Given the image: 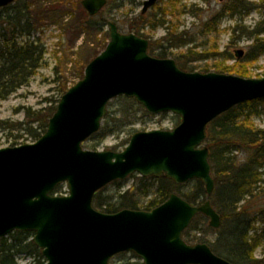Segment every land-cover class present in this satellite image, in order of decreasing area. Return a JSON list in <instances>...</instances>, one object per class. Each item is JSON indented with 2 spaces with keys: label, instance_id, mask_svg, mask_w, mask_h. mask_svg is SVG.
<instances>
[{
  "label": "water",
  "instance_id": "95a60500",
  "mask_svg": "<svg viewBox=\"0 0 264 264\" xmlns=\"http://www.w3.org/2000/svg\"><path fill=\"white\" fill-rule=\"evenodd\" d=\"M15 1L0 0V9ZM159 1L145 0L142 14ZM106 5L82 1L90 16ZM108 26L106 49L61 97L46 133L35 143L0 149V245L11 233L31 232L46 264H111L121 253H134L143 264H233L209 245H189L183 238L198 215L220 229L221 216L209 199L195 206L173 193L152 211L114 214L96 210L93 200L135 174L177 185L200 180L211 197L207 127L241 104L263 100L264 77L186 72L173 59L150 56L149 40L120 32L115 22ZM119 97L135 99L152 115H177L181 123L173 130L137 132L121 153L84 150ZM61 185L68 194L54 195Z\"/></svg>",
  "mask_w": 264,
  "mask_h": 264
},
{
  "label": "trees",
  "instance_id": "16d2710c",
  "mask_svg": "<svg viewBox=\"0 0 264 264\" xmlns=\"http://www.w3.org/2000/svg\"><path fill=\"white\" fill-rule=\"evenodd\" d=\"M59 1L65 2V0ZM175 1L183 0H173V2ZM33 3L17 0L14 4L0 9V102L8 100L22 88L28 87L44 63L45 46L39 38H36V32L48 15L44 17V11L40 13ZM44 3L47 6L50 5L49 0ZM77 4L80 3L77 1ZM249 5L248 0H233L227 12L241 14L242 10L249 8ZM50 11H53L50 7L45 10V12ZM162 14L163 19H157L156 16L153 22L148 23H146V16L141 14L137 20L142 21V24L138 26L137 20L134 19L130 25L129 33L140 35L141 31L147 27L166 26L170 22L166 23L165 15L171 13L163 12ZM222 16V13L219 12L206 21L203 24V34L217 32V27L223 19ZM83 20L81 22L82 32H87L89 35L90 31H94L97 37L101 36L100 51L96 54L97 56L105 50L110 40L109 33L104 32L106 24L104 21L98 22L97 16L91 17L87 13ZM156 20L157 22H155ZM167 29V35L163 40L167 42H171L170 39L175 40L180 47L192 44L191 40L185 39V34H181L177 38V34L171 35V28L167 27ZM237 32L246 35L253 41L245 59L247 62L255 61L264 54V23H260L252 31L239 25L232 30L234 36L237 35ZM156 49L150 43L149 52L154 53ZM160 49V57L165 58L164 47L161 46ZM206 49L201 52L199 57H195L197 61L198 59L228 61L232 57L231 55L226 57L227 52L218 51L206 55L204 54ZM192 50L190 48L188 53L191 54ZM198 54L195 53V55ZM177 64L184 71L194 72V68L187 64L181 62ZM239 64L241 63L239 62ZM84 71L85 68L81 72V79L84 77ZM216 72L248 77L243 68H227L224 65H218ZM67 91V88H63L61 95ZM59 102L60 99L55 104L37 110L26 108L23 121H2L1 127L4 131L8 130L9 132L24 130L32 141L36 142L46 133L49 120L55 114ZM262 105L264 106V100L239 105L219 116L209 125L206 146L210 151L209 162L215 181V190L210 198L207 197L205 186L200 180L189 182L188 185H193V191L182 195L180 188L183 185L177 186L168 179L140 177L135 186L125 191L122 186L124 182L112 183L117 185L118 189L111 197L103 198L102 192L106 190V187L97 192L93 201L94 208L108 214L124 209L151 211L165 203L173 193H177L192 205H200L210 199L212 206L221 216L222 224L219 230H213L209 226L207 229L209 232L217 234V237L209 242L205 235L198 237L191 234L192 231L201 232L196 228L197 223L206 224L208 222L205 216L198 215L184 232L185 241L191 245L208 244L216 255L233 264H264V257L258 259L255 256L257 248L264 243V229L260 233L255 229L256 223L264 224V205L259 209L257 205H254L258 195L264 194V129L257 128L252 123L253 117L260 113L258 107ZM123 116L124 119L118 120L122 125L125 124L127 118H130L127 111H124ZM112 120L117 121L112 119L111 113H107L103 121L105 125H102L101 130L93 138L104 139L112 134L115 131L109 125ZM19 138L14 140L13 147L21 144L18 143ZM240 152L246 154V160L242 162L236 155ZM55 194H66L63 192V186H59ZM33 236V233L30 232L16 231L3 238L0 245V264H19L17 256L20 254L33 257L34 264H46L41 251L32 241Z\"/></svg>",
  "mask_w": 264,
  "mask_h": 264
},
{
  "label": "rangeland",
  "instance_id": "374dc122",
  "mask_svg": "<svg viewBox=\"0 0 264 264\" xmlns=\"http://www.w3.org/2000/svg\"><path fill=\"white\" fill-rule=\"evenodd\" d=\"M24 1L26 3L34 2L33 4L36 5L40 13L44 11V17L48 15L36 32V38H39L45 46L46 54L42 67L32 78L29 86L22 88L8 100L0 102V123L2 121H23L26 108L37 110L55 104L62 96V89L67 88L69 90L76 85L81 80L83 69L98 56L96 54L100 51L101 36L97 37L94 31H90L89 35L87 32H82L81 22L84 21L83 18L87 13L82 6L83 0H65V2L49 0L50 5L48 6L44 3L46 0ZM77 1L80 4H77ZM144 1L107 0V5L97 15V21L105 22V33H109V22H115L122 32L129 33L132 21L137 20V17L141 15ZM248 1L250 5L247 10H242L241 14H232L227 12V9L231 7L233 0H183L180 2L160 0L146 13V23L153 22L156 16L157 19H163V12L171 13L165 15L166 23H170L155 28L147 27L141 31L140 36L148 39L157 48L154 53H150L152 57L174 59L177 63L187 64L193 67L195 72L200 73H204L206 70L216 72L218 65L235 69L243 68L248 76L243 78L260 79L264 77V54L255 61L247 62L245 59L253 43L252 39L244 34L241 35L240 32H237L235 36L232 33V30L239 25L252 31L260 23H264V0ZM47 7L53 9L50 11L51 14L45 12ZM219 12L222 13L223 19L217 27V32L204 35L203 24ZM136 23L139 26L142 21L138 19ZM167 27L171 28L172 36L177 34L178 37H176L179 38L181 34H185V39L191 40L192 44L180 47L175 40L170 39L171 42L163 40L168 32ZM178 43L180 42L178 41ZM161 46L164 47L165 58H161L159 55ZM190 48L193 49L191 54L188 53ZM205 49L204 54L206 55L218 51L227 52L226 57L230 55L232 57L228 61L200 59L197 61L195 57H199ZM237 51L244 52L240 59L236 57ZM196 52L199 54L195 55ZM124 111L129 113L130 118L128 119L127 116L125 124L122 125L118 120L125 118L123 116ZM258 111L260 113L253 117L252 123L255 127L264 129V106H259ZM108 113H111L112 119L117 120L116 122L112 120L109 124L110 128L115 129V131L104 139L90 138L83 144L84 150L97 152L110 150L120 153L137 132L173 130L181 123V118L172 113L149 114L135 99L127 97H119L111 101L108 105ZM16 138H19L18 143H21L20 145L33 143L26 131H4L0 124V149L13 147L12 144ZM236 155L240 162L246 160L244 152L236 153ZM134 176L124 181L122 185L124 191L139 182L140 176ZM117 189V185L110 184L102 192L103 198L115 195ZM191 191H193V185L186 184L180 188L182 195ZM63 192H67L66 186H63ZM254 205H257L258 209L264 205V194L258 195ZM208 226L209 221L206 224L199 222L196 228L200 229L201 232L192 231L191 234L198 237L205 235V238L211 242L217 237V234L209 232ZM255 229L259 230L258 233H260L264 229V224L256 223ZM255 256L258 259L264 257V243L257 248ZM17 260L19 264L35 263L33 257L25 254L18 255ZM129 263L143 264L142 260L132 253L118 255L112 260V264Z\"/></svg>",
  "mask_w": 264,
  "mask_h": 264
}]
</instances>
